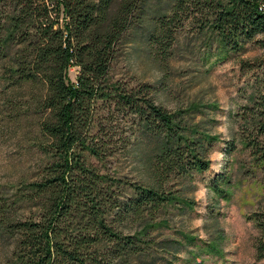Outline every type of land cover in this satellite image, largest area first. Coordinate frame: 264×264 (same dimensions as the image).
<instances>
[{
  "label": "trees",
  "instance_id": "obj_1",
  "mask_svg": "<svg viewBox=\"0 0 264 264\" xmlns=\"http://www.w3.org/2000/svg\"><path fill=\"white\" fill-rule=\"evenodd\" d=\"M143 1L0 0L7 7L2 46L13 47L4 66L6 87L28 89L24 98L10 100L12 126L25 128L29 146L43 156L29 179L0 185V245H6L0 264H143L141 258L157 249L178 252L177 241H154L151 233L161 221L152 215L176 194L165 188L169 177L207 167L200 144L211 136L185 121L195 106L168 112L151 100L148 86L104 85ZM188 17L217 38L221 55L264 35V0H173L168 16H158L160 37L172 40ZM160 31L149 35L152 42L159 43ZM72 65L78 68L74 83L66 76ZM102 107L106 113L99 114ZM121 109L132 124L151 130V177L143 183L101 174L85 159L102 161L117 150L115 134L99 127L117 125L114 111ZM235 115L243 125L236 140L262 169L264 101L250 97ZM129 137L116 141L122 148ZM127 185L132 196L119 198ZM113 222L135 226L124 232ZM263 225L255 253L264 260Z\"/></svg>",
  "mask_w": 264,
  "mask_h": 264
},
{
  "label": "rangeland",
  "instance_id": "obj_2",
  "mask_svg": "<svg viewBox=\"0 0 264 264\" xmlns=\"http://www.w3.org/2000/svg\"><path fill=\"white\" fill-rule=\"evenodd\" d=\"M172 1H143L137 21L130 25L104 78L107 88L117 85L129 90L148 86L151 100L168 112L195 106L188 108L190 112L184 115L185 121L190 128L207 131L211 136L200 144L207 167L171 176L165 184L166 189L175 191L183 200L172 193V199L152 215L154 221H161V226L151 233L154 241L163 238L177 241L178 252L164 254L157 249L151 256L141 258V262L264 264L255 253L264 224V167L253 164L237 142L236 134L243 125L235 115L247 106L250 97L264 101V35H256L237 49L228 48L221 55L217 38L208 29L197 30L188 17L183 19L181 28L174 29L173 39L168 41L160 37L163 32L156 23L159 15L168 16ZM188 8L187 12L191 11ZM6 10V4H1L0 185L29 179L35 165L43 162L42 154L29 146L25 128L15 129L11 122L10 100L21 99L28 89L6 87L4 66L13 50L11 45L3 47L1 41L7 22ZM157 31H160L159 43L149 37ZM77 71L74 65L68 67L69 82H75ZM98 113H106L105 107L99 108ZM114 117L117 125L99 128L101 133L115 134L111 140L117 150L102 161L87 156L86 162L99 173L127 184L143 183L151 177L148 156L152 141L147 138L151 130L132 124L122 109L114 111ZM223 124L228 125L227 135L219 131ZM128 135V142L121 148L117 136ZM232 141L234 146L230 148ZM212 152H222L223 159H210ZM128 186L120 190L119 198L132 196ZM112 226L123 227L126 232L135 223L113 222ZM211 244L214 251L210 250ZM5 249L6 245H0V262Z\"/></svg>",
  "mask_w": 264,
  "mask_h": 264
},
{
  "label": "clouds",
  "instance_id": "obj_3",
  "mask_svg": "<svg viewBox=\"0 0 264 264\" xmlns=\"http://www.w3.org/2000/svg\"><path fill=\"white\" fill-rule=\"evenodd\" d=\"M219 131L224 133L225 135H227V131H228V125L227 124H223L220 126ZM224 154L222 152H212L210 154V159L213 160H222L223 159ZM204 195V192L201 191V196Z\"/></svg>",
  "mask_w": 264,
  "mask_h": 264
}]
</instances>
